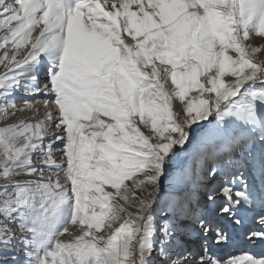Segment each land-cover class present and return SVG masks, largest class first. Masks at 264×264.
I'll return each mask as SVG.
<instances>
[{"label": "snow or ice", "instance_id": "obj_1", "mask_svg": "<svg viewBox=\"0 0 264 264\" xmlns=\"http://www.w3.org/2000/svg\"><path fill=\"white\" fill-rule=\"evenodd\" d=\"M258 54L264 0H0V264H264L213 254L264 246Z\"/></svg>", "mask_w": 264, "mask_h": 264}, {"label": "bare ground", "instance_id": "obj_2", "mask_svg": "<svg viewBox=\"0 0 264 264\" xmlns=\"http://www.w3.org/2000/svg\"><path fill=\"white\" fill-rule=\"evenodd\" d=\"M39 98L43 99V97H39ZM41 114L43 115V111ZM249 224H251V218L250 217H249ZM225 247H227V246H225ZM230 247H231V249L229 251H227V253L225 252V249L223 251V248L213 249V254L214 255L222 254L221 257H225V255H227V254L239 255V254H242L243 252H247V253H251V254H259L261 252H264V250H262V248H261V245H259V244H256V245L237 244V245L230 246Z\"/></svg>", "mask_w": 264, "mask_h": 264}, {"label": "rangeland", "instance_id": "obj_3", "mask_svg": "<svg viewBox=\"0 0 264 264\" xmlns=\"http://www.w3.org/2000/svg\"><path fill=\"white\" fill-rule=\"evenodd\" d=\"M252 43H253L254 46H258L259 43H260V41H259V39H257V38H253ZM258 56H259V58H264V56H261L260 54H258ZM44 98H45V97H43V99H44ZM37 99H40V98L38 97ZM41 99H42V98H41ZM42 111H43V110H42ZM42 111H41V113H42ZM41 115H42V114H41ZM19 116H27V117H30V116H32V113H31V112H25V113L18 114L17 117H11L10 120H9V122H11L12 120L17 119ZM37 118H39V117H37ZM128 183H130V182H128ZM261 248H262V250H264V246H261ZM224 249H225V252L227 253V251H229V250L231 249V247H230V246H227V247L223 248V251H224ZM225 252H224V253H225ZM261 253H264V252H261ZM221 255H222V254H218V255H215V256H217V257H221ZM230 255H231V254H230ZM228 256H229V254H227V255H225V257H221V258H227Z\"/></svg>", "mask_w": 264, "mask_h": 264}]
</instances>
